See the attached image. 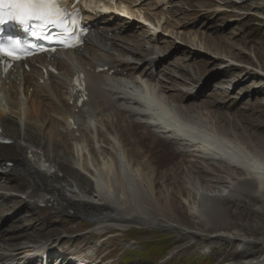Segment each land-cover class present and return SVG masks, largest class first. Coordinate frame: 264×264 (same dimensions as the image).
I'll return each mask as SVG.
<instances>
[{
    "label": "bare ground",
    "instance_id": "bare-ground-1",
    "mask_svg": "<svg viewBox=\"0 0 264 264\" xmlns=\"http://www.w3.org/2000/svg\"><path fill=\"white\" fill-rule=\"evenodd\" d=\"M220 1L226 7L225 0ZM110 2L113 0L83 2L82 10L92 32L85 46L74 56L64 58L58 53L50 61L38 57L32 64L31 73L9 74L8 83L2 81L4 75L0 72V94L6 102L3 106L0 97V125L13 141L11 145L0 146V163H14L15 166L12 172L0 173V246L7 248H2L3 251L0 248V264H19L32 252L37 261L45 253L49 261L59 259V264H112L105 255L98 261L97 256L91 259L84 257L85 253H75L76 246L71 249L61 246L75 245L74 239L56 237L39 246L18 248L19 243H14L16 240L34 232L36 235L29 236L28 240L44 234L37 223L28 218L38 210L39 203H50V199L62 205L63 208L55 211L58 214L80 217L94 213L100 216L97 222L94 218L91 222L97 223L102 231L111 227L120 230L168 229L182 237L246 247L225 263L264 264L262 151L249 143L241 146V142L235 140L238 136L233 139L228 132L210 137L206 130L201 133L198 127L188 128L195 123L179 128L174 125V119L164 118L160 114V103V108L173 106L181 116L189 108L186 102L194 97L192 91L173 94L172 84L175 83L164 82L175 76L176 69L171 70L166 64L172 54L168 57L167 54H156V58L147 59L154 55L153 51H148L150 55L144 58L139 52L144 45L141 44L144 33L149 34L148 44L159 47V37L155 34L163 31V21L155 22L149 15L141 13L156 27L147 29L140 22L135 24L112 14L108 16L102 10L108 9ZM114 3H123L132 16L140 17L138 11H141L125 0H114ZM163 14L160 11L155 16ZM139 25L145 30L143 34L137 33ZM182 48L175 47L173 53ZM101 52L108 55L102 56ZM192 52L194 58L200 54ZM129 58L136 62L128 61ZM177 62L173 61L172 65L176 67ZM50 64L59 70L58 75L51 71L47 76L43 73ZM164 64L167 65V70L163 69L164 77L156 78L154 71ZM98 67H108V70L100 73L96 70ZM78 74L85 75L89 92L87 105L82 108L70 105L73 98L70 82ZM17 80L24 85L23 101ZM144 84L152 88L156 101L148 102L150 96ZM226 84L221 82L214 86L226 92L223 86ZM69 118L75 121L76 129L71 128ZM21 122L23 130L20 129ZM156 141L176 148L181 163H175L168 172L160 171V163L155 160L157 149L152 147ZM260 157L262 162L258 160ZM39 163H48L54 173L50 176L39 174L35 171ZM178 178L187 180V186L182 187ZM10 196L27 200L22 203ZM17 216H20L19 222L27 223L26 230L32 229V233L11 236L8 233L11 231L2 229L3 219L7 225ZM22 228L23 224L21 228L11 230L20 232ZM247 247H257L259 252H252ZM87 250L91 256L95 255L94 250L84 245L79 251Z\"/></svg>",
    "mask_w": 264,
    "mask_h": 264
},
{
    "label": "rangeland",
    "instance_id": "rangeland-1",
    "mask_svg": "<svg viewBox=\"0 0 264 264\" xmlns=\"http://www.w3.org/2000/svg\"><path fill=\"white\" fill-rule=\"evenodd\" d=\"M135 1L137 0H125L127 4L141 11L137 10L138 16L149 15L155 22L160 20L162 23L163 21V31L155 34L159 37L157 43L160 49L148 44L149 34L144 33L145 37L141 39V44L144 45L139 49L142 58L150 55L148 51H153L154 55L147 56V59L156 58V54H165V56L167 54L166 57L172 54L170 63L166 64H168L167 68L174 71L176 69L175 76L163 81L168 84L175 83L172 84L171 93L192 91L190 93L194 97L186 102L189 108L186 106L188 109L184 112L185 114L181 113L180 116V112L177 113L173 106L160 108L161 103L159 105L160 114L164 118L174 119V125L179 128L195 123L189 125L188 128L198 127V132L206 130L205 133L210 137L212 135L219 137L223 135V132H228L233 139L238 136L235 140L241 142V146H247L249 143L255 149L262 151V155H264V0H225L226 7L220 0H172L171 5H169L170 0H140L137 3ZM166 3L167 7H165ZM219 7L225 10L221 12V9L218 10ZM160 11L164 14L161 17H156L155 14ZM201 16L204 17L202 20ZM165 21H167L166 24ZM135 24L138 23L135 22ZM144 31L139 25L137 33L143 34ZM180 46L183 48L173 53L175 47ZM192 51L200 54L194 58ZM102 55H107V53L102 52ZM128 61L136 62L133 58H129ZM173 61H178L176 67L172 65ZM196 62H199V65H196ZM201 63L203 64L200 66ZM166 64L160 68L157 67L154 76L163 78V69L167 70ZM220 81L224 84L227 83L223 85L226 92L219 91L217 90L218 86H214L216 83L220 84ZM143 86L147 95L150 96L147 98L150 99L149 102L156 101V94L152 88L148 84ZM197 115L198 117H196ZM262 145L263 147L260 149ZM169 146L163 141H156L152 146L154 150L157 149L155 155L159 157L155 156V160L159 161L162 172H168L167 169L173 168L175 163H181L176 148ZM260 159L262 162L261 157L258 158V160ZM253 160L255 159L253 158ZM174 169L176 170V168ZM179 179L181 178H178L177 181L179 184L181 182L182 187L187 186V180L180 181ZM171 182L169 181V183ZM164 193L167 192L164 191ZM14 199L22 203L25 202L24 198L16 197ZM53 207L56 208L50 210L38 207L39 211L33 212L32 216L28 218V221L37 223L38 228L43 230L44 234L39 237H32L28 240L29 236L36 235V232L32 233V229L26 230L27 223L18 221L20 216H17L13 223L7 225L3 219L2 229L11 231L12 233L8 232L11 236L25 231L32 233L26 236V240L18 241L19 244L21 243L18 248L39 244L49 239L53 240L56 237L65 240L74 239L77 245H84L85 248L94 250L97 257L107 256L112 264H168L170 262L171 264H228L225 261H229L246 248L221 241L211 242L213 240L206 239L205 241V239L195 240L191 237H182L168 229L148 230L138 227L118 230L119 227H111L112 229L107 228L102 231L97 223L92 224L91 222L92 218L96 222L100 218L94 213L80 215V217L64 216L55 212L63 207L59 205ZM22 224L24 227L22 231L11 230L15 227L21 228ZM51 230L54 231L53 234L49 233ZM62 235L70 237L65 238ZM147 245L167 247V253L160 259L159 256L149 253L150 259H143L138 252L144 251V247ZM247 249L259 252L257 247H247Z\"/></svg>",
    "mask_w": 264,
    "mask_h": 264
},
{
    "label": "snow or ice",
    "instance_id": "snow-or-ice-1",
    "mask_svg": "<svg viewBox=\"0 0 264 264\" xmlns=\"http://www.w3.org/2000/svg\"><path fill=\"white\" fill-rule=\"evenodd\" d=\"M0 7L10 9L6 20H15L25 28L32 24L31 35L38 39H45L59 43L64 48H76L83 43L81 37L85 30L80 26L82 19L79 9L69 12L61 7L59 0H0ZM3 22V20H0ZM49 28L60 29L55 35L48 32ZM10 43H0V59H4L5 70L10 66L7 61H17L29 54L31 49L43 48L28 41L7 38ZM55 51V49H52Z\"/></svg>",
    "mask_w": 264,
    "mask_h": 264
},
{
    "label": "trees",
    "instance_id": "trees-1",
    "mask_svg": "<svg viewBox=\"0 0 264 264\" xmlns=\"http://www.w3.org/2000/svg\"><path fill=\"white\" fill-rule=\"evenodd\" d=\"M149 253L159 256V259H160L167 253V247L160 248V247H154V246L147 245L144 247V251L138 252L141 258L147 259V260L150 259L149 258L150 256H148ZM168 264H171V262Z\"/></svg>",
    "mask_w": 264,
    "mask_h": 264
}]
</instances>
